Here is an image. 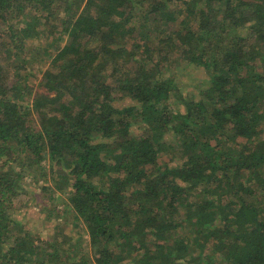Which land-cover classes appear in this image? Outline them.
I'll list each match as a JSON object with an SVG mask.
<instances>
[{
	"label": "trees",
	"instance_id": "obj_1",
	"mask_svg": "<svg viewBox=\"0 0 264 264\" xmlns=\"http://www.w3.org/2000/svg\"><path fill=\"white\" fill-rule=\"evenodd\" d=\"M48 176L94 264H264V0H0V264H88L12 232Z\"/></svg>",
	"mask_w": 264,
	"mask_h": 264
},
{
	"label": "rangeland",
	"instance_id": "obj_2",
	"mask_svg": "<svg viewBox=\"0 0 264 264\" xmlns=\"http://www.w3.org/2000/svg\"><path fill=\"white\" fill-rule=\"evenodd\" d=\"M5 37L7 36L5 35ZM46 40L45 36H41L39 42L36 40L34 43L37 45V48H40ZM64 41L65 40L61 43L64 44ZM30 44L29 42V48ZM29 48H26L23 53L24 55H26V51H28ZM174 55L179 57L176 53H174ZM3 64L10 78H12L14 75L13 60L3 62ZM38 65L37 63L34 64L33 67L27 66V68L21 69V71L22 73H27L29 79L28 83L35 89L34 91L37 90L42 92L45 91L44 87H37L40 78V74L37 72L40 67ZM179 65H181L179 69V73L181 74L179 80H183L181 86L182 93L194 95L197 98L199 96L198 90L205 86L206 80L209 77L208 72L202 67L185 65L184 62H181ZM32 68L34 69L33 74L30 73ZM175 69L178 71V66H176ZM170 72L172 71L169 70L166 73L168 74ZM115 96L112 103L116 107H123L134 103L133 100L127 96H121L119 94ZM173 97V95L170 97V101H172ZM135 132H138V129H135ZM43 163L48 167V161ZM68 197L66 192L54 191L49 176L46 177V180L40 178L37 181H33V183L24 184L19 195L15 197L11 210L9 211L11 217L18 222V224L12 226V232H27L38 244H46V241L54 240L56 237L58 241L61 240L62 242L60 245V248L63 250L62 255H65L64 251H67L65 249H68V251L74 249L76 259L79 260L80 257L85 256L88 260V264H94V258L96 256L95 248L90 242L88 231L82 220L78 218L76 219L77 223H74V211L66 206L69 205ZM58 225L61 226L60 230L56 229ZM42 239H45L44 242ZM71 261L73 262L72 256L68 258V262ZM51 264L53 263L51 262Z\"/></svg>",
	"mask_w": 264,
	"mask_h": 264
}]
</instances>
